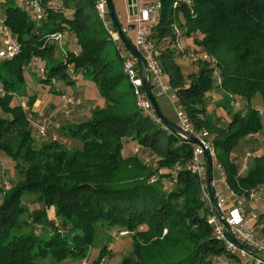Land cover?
Masks as SVG:
<instances>
[{
    "label": "trees",
    "instance_id": "trees-1",
    "mask_svg": "<svg viewBox=\"0 0 264 264\" xmlns=\"http://www.w3.org/2000/svg\"><path fill=\"white\" fill-rule=\"evenodd\" d=\"M62 1L65 12L44 0L47 17L40 27L26 6L4 0L1 7L22 50L12 59L0 60L4 89L0 107L6 114L0 117V151L15 161L20 176L10 189L0 186V264L81 260L95 242L98 224L132 234L133 248L120 264H214L224 254L241 259L216 238L209 223L211 208L203 199V181L187 167L193 143L139 109L124 60L98 14L96 0ZM173 2L162 0L153 36L177 102L196 129L210 133L231 188L239 194L262 190L264 146L244 173L240 157H232V151L245 137L264 134V112L252 105L258 96L264 105V0H191V5L183 2L177 8ZM179 12L185 20L178 23ZM175 22L200 51L217 58L220 84L210 61L198 62L190 73L182 69L176 60L180 55L171 48ZM56 31L70 32L79 53L69 49L61 60L58 43L44 47V35ZM125 34L134 44L129 30ZM35 57L44 61L47 75L40 81L52 92L62 94L52 87L55 80L75 83L72 65L104 98L105 104L92 108L89 117L66 122L59 130L80 139L81 147H66L59 139L39 142L28 110L11 104L26 92L25 68ZM214 91L223 99L219 107L231 112L233 94L245 100L247 108L224 122L209 111ZM35 100V95L29 96L30 109ZM127 140L154 152L157 167L139 154L126 155ZM25 195H33V201L43 206L29 212ZM50 207L56 219L49 217Z\"/></svg>",
    "mask_w": 264,
    "mask_h": 264
},
{
    "label": "built area",
    "instance_id": "built-area-1",
    "mask_svg": "<svg viewBox=\"0 0 264 264\" xmlns=\"http://www.w3.org/2000/svg\"><path fill=\"white\" fill-rule=\"evenodd\" d=\"M17 3L29 7L30 14L36 27H40L43 20L47 17V6L44 0H15ZM53 9L59 12L67 11V7L62 0H47ZM186 2L191 5V0H174L173 7L177 8L180 4ZM96 7L98 14L108 30L111 38L117 45L120 56L124 60V68L127 73L130 82L134 86L137 105L144 115L149 116L157 123H163L162 119L158 116L152 101L150 100L146 90L144 89L143 79L141 75V69L136 57L132 52L124 45L118 35V31L115 28L112 19L109 14L107 0H96ZM163 3L162 0H149L147 3L139 4V13L134 22L136 24L134 45L141 52L147 68L148 75L151 81L152 89L155 96H166L174 101L175 110L178 116V125L184 131L195 136L199 142L193 143V154L187 163V167L194 174H197L202 182L203 187V199L210 206L211 213L209 216V223L213 226L214 235L217 239L224 242L227 250L239 255L244 259L246 264H264V236L259 234V227L261 224H257L258 215L254 210H249L246 204L249 200L257 201L263 195L261 189L252 188L251 190L239 194L231 188L228 182V177L225 168L216 159V150L213 140L210 138V133L207 130H198L191 122L188 114L178 104L167 72L164 70L160 59V49L156 38L153 36L154 28L159 22L162 14ZM128 23V24H129ZM128 24L123 25L124 31H128ZM66 31H56L44 35V47L51 43H58L65 36ZM174 40L171 48L174 49L181 58L191 63H198L200 61H210L214 66V73L217 78V83H221V77L219 73L218 60L215 56L197 50L195 47H184L181 44V38L184 37L183 28L175 22L173 25ZM0 38L2 39V45L0 47V60L12 59L17 56L21 50L22 45L18 41L17 37L12 33L9 25L6 22V15L0 6ZM37 59V57H35ZM72 77L77 78V75L72 65H69ZM40 75L45 78L47 75V68L42 66L40 68ZM4 89L0 85V93H3ZM212 100H216V96L213 95ZM230 105L237 107L240 105L241 100L235 95L230 94ZM76 99L74 97H67V102L73 104ZM263 113V109H260ZM52 123L51 118L47 119L44 123L36 124L39 133L43 136L47 135L48 127ZM165 125V124H164ZM166 126V125H165ZM167 127V126H166ZM168 128V127H167ZM184 138V137H183ZM186 139V138H185ZM208 151L213 158V178L211 186L214 189L216 195L217 205L222 214L223 220L230 228L232 234L237 240H239L245 246L254 249L256 253L248 250L245 247L240 246L234 241L227 232L224 223L220 220L215 212L212 198L208 192L207 184V162L205 158V151ZM250 153L244 156V160L248 161ZM151 160L147 158L146 161ZM247 167V166H246ZM217 170V174L215 173ZM263 227V224L262 226ZM125 233V232H124ZM80 264H87L85 260Z\"/></svg>",
    "mask_w": 264,
    "mask_h": 264
},
{
    "label": "rangeland",
    "instance_id": "rangeland-1",
    "mask_svg": "<svg viewBox=\"0 0 264 264\" xmlns=\"http://www.w3.org/2000/svg\"><path fill=\"white\" fill-rule=\"evenodd\" d=\"M4 0H0V6L2 7ZM144 1V0H143ZM141 3V2H140ZM114 4L116 7V10L121 12V17H120V22L122 23V25H126L129 23V21H135L136 17H130L129 16V12H128V3L127 0H114ZM28 9H30L28 7ZM184 17H183V13L179 12L178 13V18H177V22H182L184 21ZM135 34V30H129V35H131L132 37H134ZM70 37H72L71 35H68L67 33L65 34V36L62 38L61 41L62 44L64 43H68L70 41ZM74 38V36H73ZM66 40V41H65ZM60 41V42H61ZM61 44V43H60ZM181 44L184 47L187 46H191V47H195L197 50H199V45L194 41L193 37H188L185 36L183 38H181ZM63 47V49H61L62 53L61 55H59L58 53V57L61 60L66 59V54L69 50V46H61V48ZM71 49V48H70ZM76 53H79V47L74 50ZM177 62L181 65L182 69L186 72V73H190L193 72L197 69V63H191L189 61L184 60L183 58H181L180 56H177L176 58ZM33 63H30L26 68H25V77L28 80H32L33 82V86L34 88H39L42 89V86H40L39 83H41L40 79L42 78V76L40 75V68L42 66H45L44 62H41L40 58L37 59H33L32 61ZM30 66V67H29ZM33 74H37L36 76H38V78H36ZM86 80V79H85ZM84 79L80 82L77 83H67L64 82L63 80H60L57 84L58 88H62L66 90V93L64 94H58L56 95V97L58 98V103L57 105L60 107L62 105L63 110L65 111H70V114L68 115H72L74 112L73 107L71 106V108L68 106L69 102H67V99H63V95H67L68 93H73L75 89L77 88H81L82 86L86 87V90L84 92V99L89 98L90 94L92 93V88L93 90V94H95L97 92V101L100 100H104V98L100 95V92L98 90L97 87H92L89 88V84L88 82H86ZM88 80V79H87ZM97 88V89H96ZM54 93V92H53ZM3 93H0V97L3 96ZM32 96L30 93V87L27 85L26 82V92L23 94H18L16 95L11 104H22L24 105V107L28 110L30 118L32 119V125L34 127V133L36 135V138L39 140V142L41 140L44 139H59L56 136H53L54 132H52L51 134L48 133L49 132V128H48V132L46 136L43 135H38L37 131H38V127L36 124H41L43 121L42 119H44V117L49 116V114H46V116L43 115V118H41V116H39L37 113H34L28 106V101H29V96ZM96 95V94H95ZM215 95L216 96V104L212 103L209 104V111L211 115H216V116H220L223 117L224 122H229L231 119V116L233 113H235L236 111L239 110H245L247 108V103L245 100L241 101L240 105H238L237 107H233L232 111L229 112L228 109L224 108V107H216V106H221V102L223 101L222 96L218 94V91H216L214 94H211V97ZM28 96L27 98H25V101L23 100V97ZM158 103L159 106L162 110V112L165 114V116L167 118H169L171 121L177 123L178 122V116L175 110V106H174V101L172 99H170L169 97H158ZM212 99V98H211ZM175 101H177V99H175ZM104 104H105V100H104ZM103 104V105H104ZM101 105V104H99ZM252 105L256 108H262L263 102L261 100V97L258 96L254 101H252ZM96 107V106H95ZM264 108V107H263ZM91 114V112H90ZM90 114L83 116V118H87L90 116ZM1 116H6V114L2 111L1 107H0V117ZM66 117H62L61 118V122H63ZM53 134V135H52ZM50 135V136H49ZM49 136V138H48ZM52 136V137H51ZM60 142L63 143V145H65L66 147H71V148H75V147H81L82 146V141L78 138L75 137H71V136H66V135H62L60 137ZM135 143H133L132 141H130L128 144H126L124 147L125 149H129L126 153V155L128 154H139L141 157H143L144 161H146L147 158H151V160L146 161L148 165L156 168L157 165L154 164V159L157 157H155V153L152 152L151 150H148V148H141L140 146H138L135 149ZM263 146H264V134L260 133V134H256V135H250L245 137L244 139L240 140L239 144H237V146L233 149L232 151V157L238 158L240 157V161H239V165H240V170L241 172H245L249 165H251L253 163V157L255 154L260 153L263 150ZM250 153V156L248 158V161L244 160V156ZM155 159V160H156ZM189 159L187 160L188 163ZM178 166V165H176ZM247 166V167H246ZM164 171L163 169L160 170ZM215 173L217 174V170H215ZM20 176L17 173L16 169H15V161L13 159H11L9 156H7L4 152L0 151V186H2L4 189L8 190L10 189L18 180H19ZM171 186V184L169 185V187ZM263 195L260 199L257 200V202H255V206L256 208H254L253 210L257 213L258 215V222L257 224H263L264 222V189H262ZM249 200L246 204L247 209H251V203ZM0 203H1V199H0ZM23 203L26 205L27 209L29 210V212H32L33 210L37 209V208H41L43 205L39 204V203H35L33 201V195L29 196V195H25L23 198ZM48 214L49 217L52 219H56L55 217V209L54 207H50L48 209ZM210 216V214H209ZM259 227L258 229L259 234L264 236V234L261 232V228ZM37 231L41 232V226L38 225L37 226ZM65 231V230H64ZM125 232V233H124ZM102 248H106L104 250V253L102 255L101 254V250ZM133 248V238H132V234L121 229V228H117V227H113V228H108L107 226H103L101 224H98V233H97V237L95 239L94 244L90 247L89 253L87 256H85L83 259L81 260H76V261H83L85 260L87 264H120L122 258L127 255ZM52 262V263H51ZM79 263H72V264H80ZM61 264H68L65 262H59ZM36 264H58L55 263L53 261H51V259L46 258L44 260H41L40 262H37ZM214 264H246L244 259H236L235 257H231L227 254L224 255H220L218 258H216L214 260Z\"/></svg>",
    "mask_w": 264,
    "mask_h": 264
},
{
    "label": "crops",
    "instance_id": "crops-1",
    "mask_svg": "<svg viewBox=\"0 0 264 264\" xmlns=\"http://www.w3.org/2000/svg\"><path fill=\"white\" fill-rule=\"evenodd\" d=\"M148 1L149 0H144V1L138 0V3L140 4V2H141V4H144V3H147ZM66 33L68 35L72 36V34L70 32L66 31ZM134 37H135V34H134ZM62 42L63 41L58 42L57 55H58V53H59V55H61V53H62L61 49H63V47L61 48V46H64V47L69 46L68 48L69 49L71 48L72 50H76L78 48L76 38L75 37L73 38V36L70 37V41L68 43L62 44ZM1 45H2V39L0 38V47H1ZM40 60H41V62H44L43 59L40 58ZM33 75L36 78H38V76H36L37 74H33ZM76 75H77L76 79L72 77L75 80V83L80 82L83 79L85 80L83 74L76 73ZM59 81L60 80H55L52 87L55 88L56 90H59L62 94H64V93H66V90L57 87V84ZM85 81L88 82L89 88H91L92 85H93V87L94 86L97 87L93 81H90L87 79ZM26 82H27V85L30 87L31 95L36 96V100H35L31 110L34 113H37L39 116H41V118H43V115L46 116V114H49V116L44 117V119H42V121H43L42 123H44L47 119L51 118L52 123L49 125L50 128L48 127L49 131H50V129H52L51 131L54 132L53 133L54 135L53 134L52 135L58 137L59 139L62 136V134L59 133V130L61 129V127L66 122L78 121L79 119L83 118V116L90 114L91 109L94 108L95 106H103V104H104V100H102V101L100 100V103H99V101H97V98H98L97 92L95 93L96 95L95 94L92 95L93 90H94L93 88H92V91H91L92 93L90 94V97L84 99V92L86 90V87L82 86L81 88L75 89L73 93H68L67 95L62 96L63 99H67V97H74L76 99L75 103L68 105L70 108H71V106L73 107L72 111L74 112L72 115H68V114H70V111H65V110H63L62 105L60 107L57 105L58 98L56 97V95H58V93H53L52 90L50 89L51 88L50 85H47L44 83H39L40 86H42V89H39V88H36V87L34 88L33 86H31V85H33L32 80L26 79ZM215 92L216 91H214L213 94ZM28 96H30V95H28ZM28 96H26V97L24 96L23 100L25 101V98H27ZM159 97L163 98L165 96H159ZM211 101H212V103L216 104V102L213 101L212 99H211ZM99 104H101V105H99ZM216 107H219V106H216ZM263 107L260 109H264ZM62 117H66V118H64L65 120L63 122H61ZM49 136H48V138H49ZM130 141H132V140H127L125 142V145L128 144ZM132 142L136 144L135 149H134V150H136V148L139 146V144L136 141H132ZM128 150L129 149H125V147H124L123 151L126 154ZM255 202H257V201H250L251 207H252L250 210H253L254 208H256ZM63 262L68 263V264H72V263H79L80 261H76V260L68 258V259L64 260ZM58 264H61V263H58Z\"/></svg>",
    "mask_w": 264,
    "mask_h": 264
},
{
    "label": "water",
    "instance_id": "water-1",
    "mask_svg": "<svg viewBox=\"0 0 264 264\" xmlns=\"http://www.w3.org/2000/svg\"><path fill=\"white\" fill-rule=\"evenodd\" d=\"M107 3H108V9H109L110 17L112 19V22H113L115 28L118 31L119 38L121 39V41L124 43V45L132 52V54L138 60V63H139L140 69H141V75H142V79H143L144 89L146 90L150 100L152 101L158 116L162 119L163 123L169 129H171L174 133H177V134L181 135L182 137L186 138L187 140H189L191 142H199V140L195 136H193L190 133L184 131L182 128H180V126L178 124H176L175 122L171 121L162 112V110H161V108L159 106L158 100H157V98H156V96H155V94L153 92V89H152V85H151V81H150V78H149V75H148V68H147L146 62H145L141 52L136 48V46L126 36L125 31H124V27H123L122 23L120 22L121 12L116 10L115 4H114V0H107ZM127 3H128L129 16L130 17L137 16L138 13H139L138 0H127ZM127 28H128V30H135L136 24L134 22L129 23ZM205 158H206V162H207L208 192H209L210 197L212 198L213 206H214L216 214L218 215L220 220L224 223V225H225V227L227 229L228 235L234 241H236L240 246L245 247L248 250L256 253V251L254 249H251V248L245 246L239 240H237L235 238V236L232 234V232H231L230 228L228 227V225L223 220L222 214H221V212H220V210L218 208V205H217V200H216V195L214 193V189L211 186V182H212V178H213V158H212L211 154L207 150L205 151Z\"/></svg>",
    "mask_w": 264,
    "mask_h": 264
}]
</instances>
